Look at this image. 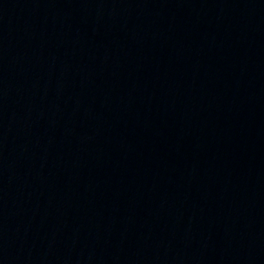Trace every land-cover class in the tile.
Returning <instances> with one entry per match:
<instances>
[{
    "label": "water",
    "instance_id": "1",
    "mask_svg": "<svg viewBox=\"0 0 264 264\" xmlns=\"http://www.w3.org/2000/svg\"><path fill=\"white\" fill-rule=\"evenodd\" d=\"M0 264H264V0H0Z\"/></svg>",
    "mask_w": 264,
    "mask_h": 264
}]
</instances>
